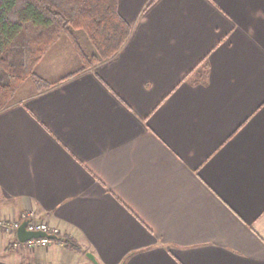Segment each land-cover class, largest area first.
I'll return each mask as SVG.
<instances>
[{"label":"crops","instance_id":"0c3cea01","mask_svg":"<svg viewBox=\"0 0 264 264\" xmlns=\"http://www.w3.org/2000/svg\"><path fill=\"white\" fill-rule=\"evenodd\" d=\"M119 12L132 33L114 57L74 74L64 37L36 67L52 86L0 112V219L59 237L24 251L2 235L0 264H264V0Z\"/></svg>","mask_w":264,"mask_h":264},{"label":"trees","instance_id":"16d2710c","mask_svg":"<svg viewBox=\"0 0 264 264\" xmlns=\"http://www.w3.org/2000/svg\"><path fill=\"white\" fill-rule=\"evenodd\" d=\"M131 33L119 0H0V112L28 81L38 91L52 86L36 67L62 38L71 41L80 57L77 74L114 57ZM61 239L81 250L71 238Z\"/></svg>","mask_w":264,"mask_h":264},{"label":"built area","instance_id":"2783aa9c","mask_svg":"<svg viewBox=\"0 0 264 264\" xmlns=\"http://www.w3.org/2000/svg\"><path fill=\"white\" fill-rule=\"evenodd\" d=\"M25 220H28L27 229L29 231H44L50 234H58L57 229L50 227L46 223L32 220L29 218V216H24L22 220L0 219V233L3 231H7L8 234L15 233L17 238L16 243L14 244L15 246L23 245L30 248L47 247L50 243V240H48L47 238L31 239L25 243H21L18 240L17 230Z\"/></svg>","mask_w":264,"mask_h":264},{"label":"water","instance_id":"95a60500","mask_svg":"<svg viewBox=\"0 0 264 264\" xmlns=\"http://www.w3.org/2000/svg\"><path fill=\"white\" fill-rule=\"evenodd\" d=\"M27 224H28V220L23 221L22 224L20 225V227L17 230V237H18V240L21 243H25V242H27L28 240H31V239H40V238H47L48 240L59 239V237L57 235L50 234V233H47V232H44V231H29L27 229ZM87 257L94 264H99L93 254L88 253Z\"/></svg>","mask_w":264,"mask_h":264},{"label":"rangeland","instance_id":"374dc122","mask_svg":"<svg viewBox=\"0 0 264 264\" xmlns=\"http://www.w3.org/2000/svg\"><path fill=\"white\" fill-rule=\"evenodd\" d=\"M67 38V37H66ZM27 83H31V84H34L32 81H28ZM34 86H35V88H36V90L38 91V88H37V86L34 84ZM2 235H6V236H10L11 237V240L13 241L12 243H10V248H16V249H22V250H24V251H35V250H37V249H39V248H30V247H26V246H13L15 243H16V234L15 233H9L8 234V232L7 231H3V232H1L0 233V236H2Z\"/></svg>","mask_w":264,"mask_h":264}]
</instances>
